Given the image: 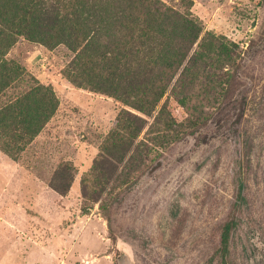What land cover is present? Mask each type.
<instances>
[{
	"label": "rangeland",
	"instance_id": "rangeland-1",
	"mask_svg": "<svg viewBox=\"0 0 264 264\" xmlns=\"http://www.w3.org/2000/svg\"><path fill=\"white\" fill-rule=\"evenodd\" d=\"M162 1L200 20L191 51L207 33L237 45L223 89L192 88L186 107L162 98L175 130L150 127L157 110L146 116L72 83L73 53L63 45L19 37L10 49L52 86L58 107L14 156L0 134V264H221L230 220L228 264H264V0ZM124 108L146 123L128 150L108 154V136L125 134ZM66 162L71 181L61 194L52 182L61 185Z\"/></svg>",
	"mask_w": 264,
	"mask_h": 264
},
{
	"label": "trees",
	"instance_id": "trees-1",
	"mask_svg": "<svg viewBox=\"0 0 264 264\" xmlns=\"http://www.w3.org/2000/svg\"><path fill=\"white\" fill-rule=\"evenodd\" d=\"M202 29L189 10H178L162 0H0L3 148L14 156L38 135L58 107L52 86L8 56L19 37L49 49L67 47L73 56L65 73L72 83L114 96L146 116L157 110L150 127L161 124L169 131L180 123L168 109L167 99L161 102L167 93L186 107L192 88L223 89L231 77L236 43L207 33L191 51ZM118 122L125 134L113 131L108 136L103 144L108 154L128 150L146 120L124 108ZM69 167L66 162L58 169L61 185L52 182L61 194L70 186ZM94 168L101 173L98 164ZM243 189L240 180V203L245 200ZM234 223L227 221L220 234L221 264H228Z\"/></svg>",
	"mask_w": 264,
	"mask_h": 264
}]
</instances>
